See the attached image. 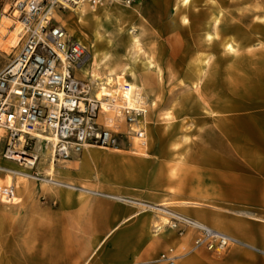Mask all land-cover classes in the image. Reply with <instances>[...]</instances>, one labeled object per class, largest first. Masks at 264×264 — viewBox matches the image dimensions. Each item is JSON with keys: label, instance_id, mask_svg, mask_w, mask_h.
Wrapping results in <instances>:
<instances>
[{"label": "rangeland", "instance_id": "obj_1", "mask_svg": "<svg viewBox=\"0 0 264 264\" xmlns=\"http://www.w3.org/2000/svg\"><path fill=\"white\" fill-rule=\"evenodd\" d=\"M12 2L0 0V20L3 15L15 18ZM106 2H103L105 9L98 4L96 16L101 21L98 32L113 41H118L120 35L112 25L116 15L109 3L117 2L124 7L140 3L133 21L143 30L142 39L152 48L153 61L162 75L158 78L153 72L152 84L143 86L141 91L147 149L136 153L125 148L114 152L112 148L95 147L102 153L115 154L121 163L124 160L119 157H133L139 158L142 164L114 179L113 175H106L101 160L86 162L80 153L70 161L56 163L52 173L62 182H72L73 188L52 183L42 185L48 182L51 173L47 164H40L36 170L43 178L30 180L28 200L18 204L0 202V264H147L149 260L148 264H162L156 259L167 247L179 255L176 264H264V179L252 172L251 165L223 136L211 142L212 150L217 153L213 158L216 162L197 160L200 148L205 145L204 133L215 125L210 119L219 114L206 113L201 108L203 102L198 99H192L190 108L185 105L184 112L175 110L186 94L194 93L184 75L185 64L194 60L187 57L183 66L175 62L185 39L169 30L163 32V25L170 22L163 0H155L152 7L148 0ZM85 5L91 7L88 3ZM79 8L68 6L55 14L68 32V18L75 17ZM91 25L92 22L79 28L72 24L80 29L81 41L88 48L93 39ZM12 27L5 28L4 32ZM250 36L257 37L253 33ZM18 46L19 43L9 54L0 52V66L9 61ZM262 48L264 40L260 43L254 40L243 49L239 45L233 55H239L241 49L250 53ZM113 53L120 56L123 52L117 47ZM105 72L100 71V75ZM124 80L129 81L127 74L121 76V81ZM152 101L156 103L154 107L150 106ZM167 111L173 112L172 125L183 123L187 133L184 139L178 134L161 146V142L149 139L150 126L162 130L166 123L163 113ZM205 115L210 119L203 122ZM2 163L9 165L10 162ZM63 165L70 167L68 173L62 171ZM81 168L84 172L89 168L87 175H79ZM3 178L0 174V179ZM13 181L16 187L18 179ZM81 186L93 192L84 191ZM16 195L19 197L17 187ZM181 201L190 204H181ZM155 204H159L158 209L149 207ZM165 212L199 220L231 236L235 242L225 248L192 249L195 231L187 230L179 235L166 224L171 216ZM132 213L135 215L127 220ZM146 216L151 220L148 230L144 228ZM154 225L161 229L156 232ZM148 236L156 243L149 245ZM147 248L152 249L150 257H146Z\"/></svg>", "mask_w": 264, "mask_h": 264}, {"label": "bare ground", "instance_id": "obj_2", "mask_svg": "<svg viewBox=\"0 0 264 264\" xmlns=\"http://www.w3.org/2000/svg\"><path fill=\"white\" fill-rule=\"evenodd\" d=\"M103 4L102 2L100 6L105 9ZM109 6H112V12L116 15L111 22L116 33L120 35L118 41L110 40L98 32L101 26V21L96 16L98 5L87 7L85 3H82L78 5L80 8L76 16L68 18L70 23L67 24V28L79 41H81L80 29L78 31L72 24H77L81 28L82 25H89L92 22L93 39L89 43V54L81 70L95 79H101L103 75H115L117 80L121 81V76L127 74L130 90L137 91V95L142 99L143 86L152 84L153 72H156L160 78L162 70L153 61L152 48L142 39L143 30L139 29L133 21L137 15V6L124 7L117 2L109 3ZM166 14L169 15L170 22L163 25V32L166 33L169 30L168 32H174L179 38L185 39L179 54L174 59L175 62L183 66L187 57H192L194 60L188 61L184 69V75L189 80L188 87L194 90V93L186 94L183 100L179 101L178 109L176 107L175 110L179 113L184 112L185 105L188 106L192 99H198L203 102L201 108L206 113L219 114L212 116L211 119L206 115L202 118L203 122L210 119L215 125L204 133L205 145L200 148L197 160L202 158L209 163L216 162L213 158L217 153L212 150L211 142L218 140L217 136H223L251 165L252 172L264 179V48L250 53L242 50L243 47L250 46L254 40L258 43L264 40V0H175L172 6H167ZM12 16L15 18L3 15L0 20V52L5 54H9L17 47L21 36V23L16 19L17 12L14 11ZM11 26H13L11 29L4 32L5 28ZM250 33L257 37L252 38ZM239 45L242 47L241 53L235 57L233 51L237 52ZM117 47L122 49L123 53L120 56L113 53ZM228 60L231 62L227 63ZM100 71L107 72L100 75ZM155 104L152 101L150 106L154 107ZM163 116H166L163 129L160 130L151 125L149 139L161 142V146L170 137H178V134L184 139L187 132L183 123L177 126L172 125L173 112L167 111L163 113ZM50 150L51 147L47 145L41 154L40 164H47L51 173L48 182H43L42 185L52 183L73 188L72 182H62L53 176L52 173L57 164L53 159H48ZM98 150L95 146L87 145L81 152L83 154L81 156L86 162L96 163L97 160H101L106 175L111 177L113 175L114 179L128 170L133 171L136 166L142 164L139 158L133 157H119L124 160L121 163L115 154H105ZM113 151L124 150L117 148ZM142 151L144 150L137 149L136 153H142ZM66 161L70 159L61 162ZM5 167L7 171L1 173L4 178L0 179V187L2 182L17 178L16 187L19 197L16 195L12 204H18L23 199L28 200L31 195L30 174L23 167L12 162ZM62 168L63 172H69V166L63 165ZM88 169L84 172L81 168L79 175H87ZM81 187L84 191L93 192L91 189ZM180 203L190 204L187 201ZM135 204L141 203L135 202ZM157 205L159 204L149 205V207L158 209ZM134 215H130L127 220ZM195 221L202 226L210 227L199 220ZM165 222L168 223V220ZM212 229L221 232L215 228ZM245 245L251 247L248 244Z\"/></svg>", "mask_w": 264, "mask_h": 264}, {"label": "built area", "instance_id": "obj_3", "mask_svg": "<svg viewBox=\"0 0 264 264\" xmlns=\"http://www.w3.org/2000/svg\"><path fill=\"white\" fill-rule=\"evenodd\" d=\"M106 1L13 0L21 36L17 52L0 66V174L7 171L2 162H12L40 181L43 175L36 169L47 145L48 159L55 163L78 155L87 145L147 149L143 98L115 75L95 79L84 74L81 67L89 48L55 18L68 6ZM15 198L13 180L0 187V202L12 204ZM170 216L166 224L179 235L195 231L192 249L225 248L235 242L185 215ZM178 258L167 247L156 261L176 264Z\"/></svg>", "mask_w": 264, "mask_h": 264}, {"label": "crops", "instance_id": "obj_4", "mask_svg": "<svg viewBox=\"0 0 264 264\" xmlns=\"http://www.w3.org/2000/svg\"><path fill=\"white\" fill-rule=\"evenodd\" d=\"M149 1V3H150V6L152 7L155 3V0H148ZM174 2H175V0H163V3H162V5H165L166 6V8H167V6H172L173 4H174ZM139 5H136L137 6V11H138V7H140V3H138ZM141 6H142V4H141ZM166 10V9H165ZM81 27H83V25L81 26ZM82 42V41H81ZM83 43V42H82ZM84 44V43H83ZM135 213H132V214H130V215H134ZM129 215V216H130ZM128 216V217H129ZM128 217H126V219L128 218ZM145 219H144V228L145 229H147L148 230V227H149V225H150V222H151V220L149 219V217L148 216H146V217H144ZM147 241H148V243H149V245H151L152 243L153 244H155L156 243V241H155V239H151V237L150 236H148L147 237ZM151 247V246H150ZM146 252H147V255H146V257H150L151 256V254H152V249L151 248H147V250H146ZM150 261V260H149ZM146 262L147 264L148 263H150V262ZM129 264H136V263H129Z\"/></svg>", "mask_w": 264, "mask_h": 264}]
</instances>
